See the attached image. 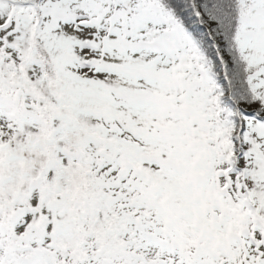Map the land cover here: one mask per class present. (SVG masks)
I'll return each mask as SVG.
<instances>
[{
	"label": "snow or ice",
	"instance_id": "snow-or-ice-1",
	"mask_svg": "<svg viewBox=\"0 0 264 264\" xmlns=\"http://www.w3.org/2000/svg\"><path fill=\"white\" fill-rule=\"evenodd\" d=\"M0 264H264V0H0Z\"/></svg>",
	"mask_w": 264,
	"mask_h": 264
}]
</instances>
